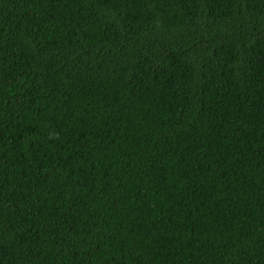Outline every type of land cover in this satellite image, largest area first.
Masks as SVG:
<instances>
[{
  "label": "trees",
  "instance_id": "16d2710c",
  "mask_svg": "<svg viewBox=\"0 0 264 264\" xmlns=\"http://www.w3.org/2000/svg\"><path fill=\"white\" fill-rule=\"evenodd\" d=\"M0 264H264V0H0Z\"/></svg>",
  "mask_w": 264,
  "mask_h": 264
}]
</instances>
